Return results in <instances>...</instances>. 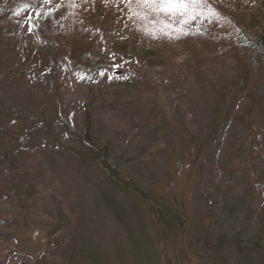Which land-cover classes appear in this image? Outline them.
I'll return each mask as SVG.
<instances>
[{"label":"rangeland","instance_id":"obj_1","mask_svg":"<svg viewBox=\"0 0 264 264\" xmlns=\"http://www.w3.org/2000/svg\"><path fill=\"white\" fill-rule=\"evenodd\" d=\"M34 1L0 0V264H264V61L215 12L259 30L264 0Z\"/></svg>","mask_w":264,"mask_h":264},{"label":"trees","instance_id":"obj_2","mask_svg":"<svg viewBox=\"0 0 264 264\" xmlns=\"http://www.w3.org/2000/svg\"><path fill=\"white\" fill-rule=\"evenodd\" d=\"M35 1L38 3L37 0ZM35 1L32 4H35ZM30 5H31L30 2L24 3L25 7H29ZM215 12L220 20V23L225 29V33L219 36L227 38L229 37V35L230 36L233 35L234 36L233 39L235 41L234 45H232L233 47L237 46L236 44H238L239 46L244 47L242 48L238 46V48H240L241 51L242 50L244 51L242 53L244 54L250 53L251 55L253 53V55L258 57L259 61H264V26L261 27L259 30L256 29L254 31H246L240 27L241 22L237 18L228 15L226 12L222 10H217ZM133 18H134V24L138 28L144 29L146 27L143 24L139 15L136 14L133 16ZM111 74H116V70H114L113 72L109 71L108 77H111ZM244 75H248V74L245 73ZM85 76H87L86 73H84L82 78ZM78 80L79 82H81V79ZM66 127L68 130L67 137L65 136H63L64 138L59 137L60 140L62 139L64 140L61 142L78 141L84 145L89 146V149L96 153L97 160H99V162L104 167L108 175L111 176L112 178H115V180L121 179L118 166L113 164L114 154L111 152L108 146L105 145V147H99L95 144V142L91 138L89 125L87 126L86 131L82 134L77 133L76 131H74V129L70 128V126L68 125ZM175 212L180 214L182 213V209H176ZM180 218L182 217L179 216V219Z\"/></svg>","mask_w":264,"mask_h":264},{"label":"snow or ice","instance_id":"obj_3","mask_svg":"<svg viewBox=\"0 0 264 264\" xmlns=\"http://www.w3.org/2000/svg\"><path fill=\"white\" fill-rule=\"evenodd\" d=\"M121 2L129 6L133 4L143 6L154 15H163L170 20L180 17L183 24H188L195 20L197 15H202L208 6V0H121ZM44 3L49 4L51 0H44ZM133 14L136 15L137 13L133 12ZM163 26L171 28L170 23H164ZM185 34L188 33L185 32Z\"/></svg>","mask_w":264,"mask_h":264}]
</instances>
